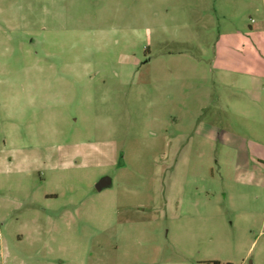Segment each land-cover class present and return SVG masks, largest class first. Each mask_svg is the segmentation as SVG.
I'll list each match as a JSON object with an SVG mask.
<instances>
[{
    "label": "rangeland",
    "instance_id": "374dc122",
    "mask_svg": "<svg viewBox=\"0 0 264 264\" xmlns=\"http://www.w3.org/2000/svg\"><path fill=\"white\" fill-rule=\"evenodd\" d=\"M211 260L264 264V0H0V264Z\"/></svg>",
    "mask_w": 264,
    "mask_h": 264
},
{
    "label": "water",
    "instance_id": "95a60500",
    "mask_svg": "<svg viewBox=\"0 0 264 264\" xmlns=\"http://www.w3.org/2000/svg\"><path fill=\"white\" fill-rule=\"evenodd\" d=\"M110 184H111V179H110V177H108V176H104L103 178H101V179L98 181L96 187H97V189L101 190V189H103L105 186H107V185L109 186Z\"/></svg>",
    "mask_w": 264,
    "mask_h": 264
},
{
    "label": "crops",
    "instance_id": "0c3cea01",
    "mask_svg": "<svg viewBox=\"0 0 264 264\" xmlns=\"http://www.w3.org/2000/svg\"><path fill=\"white\" fill-rule=\"evenodd\" d=\"M234 45L237 46V48L239 49V46H240V45H239L237 42H234ZM237 48H234V49H236V50L238 51ZM243 49H244V47H243V45L241 44L240 50L243 51ZM242 57H243V55H240V56L238 57V59H239V58H242ZM28 262H32V261H28ZM32 264H33V263H32Z\"/></svg>",
    "mask_w": 264,
    "mask_h": 264
},
{
    "label": "trees",
    "instance_id": "16d2710c",
    "mask_svg": "<svg viewBox=\"0 0 264 264\" xmlns=\"http://www.w3.org/2000/svg\"><path fill=\"white\" fill-rule=\"evenodd\" d=\"M205 264H222V263L219 262V261L211 260V261H207V262H205ZM227 264H231V263H227Z\"/></svg>",
    "mask_w": 264,
    "mask_h": 264
}]
</instances>
